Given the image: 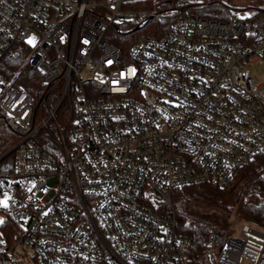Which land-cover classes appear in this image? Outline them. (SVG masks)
<instances>
[{
    "label": "built area",
    "instance_id": "1",
    "mask_svg": "<svg viewBox=\"0 0 264 264\" xmlns=\"http://www.w3.org/2000/svg\"><path fill=\"white\" fill-rule=\"evenodd\" d=\"M256 62L258 6L0 0V111L18 134L0 156V225L16 223L0 229V264H264L248 224L210 233L191 262L172 203L264 153Z\"/></svg>",
    "mask_w": 264,
    "mask_h": 264
},
{
    "label": "trees",
    "instance_id": "2",
    "mask_svg": "<svg viewBox=\"0 0 264 264\" xmlns=\"http://www.w3.org/2000/svg\"><path fill=\"white\" fill-rule=\"evenodd\" d=\"M23 60V57L17 58L15 62L17 68ZM25 77L28 75L25 74ZM24 82L33 92L34 87L31 81L25 78ZM17 140L18 134L11 129L7 116L0 111V156L7 152ZM4 198V185L0 182V206ZM172 203L177 214L179 231L192 239L187 258L191 262L202 260L210 233L226 234L223 227L225 224L221 225L207 215L209 210L235 212L244 223L254 224L264 229V153L258 155L248 166L239 171L231 184L225 188L208 184L187 186L174 191ZM15 226L16 223L5 216L0 229L7 233Z\"/></svg>",
    "mask_w": 264,
    "mask_h": 264
},
{
    "label": "rangeland",
    "instance_id": "3",
    "mask_svg": "<svg viewBox=\"0 0 264 264\" xmlns=\"http://www.w3.org/2000/svg\"><path fill=\"white\" fill-rule=\"evenodd\" d=\"M219 4L231 7V8H254V7H260L264 8V1L263 0H218ZM28 44L35 48L37 45V41L34 36L28 40ZM251 74L253 75L256 83L261 86V88L264 89V64H261L260 62H256L249 68ZM3 204L8 206L9 202L6 199V197L3 200ZM207 215L214 218L216 221H218L221 225L225 224L223 227L226 230L227 236H239L240 228L244 224L250 225L254 230L261 232L264 234V229H262L259 226H256L254 224L250 223H244L241 221L235 212H223L219 210H209L207 212Z\"/></svg>",
    "mask_w": 264,
    "mask_h": 264
},
{
    "label": "snow or ice",
    "instance_id": "4",
    "mask_svg": "<svg viewBox=\"0 0 264 264\" xmlns=\"http://www.w3.org/2000/svg\"><path fill=\"white\" fill-rule=\"evenodd\" d=\"M135 72V70L133 69V73ZM6 206V205H5Z\"/></svg>",
    "mask_w": 264,
    "mask_h": 264
}]
</instances>
